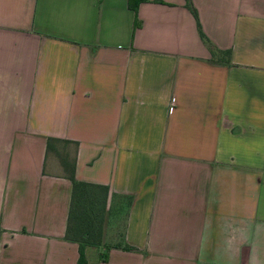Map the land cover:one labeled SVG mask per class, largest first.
I'll return each instance as SVG.
<instances>
[{
  "label": "crops",
  "instance_id": "1",
  "mask_svg": "<svg viewBox=\"0 0 264 264\" xmlns=\"http://www.w3.org/2000/svg\"><path fill=\"white\" fill-rule=\"evenodd\" d=\"M190 2L0 0V264H78L60 156L87 264H264V0Z\"/></svg>",
  "mask_w": 264,
  "mask_h": 264
},
{
  "label": "trees",
  "instance_id": "2",
  "mask_svg": "<svg viewBox=\"0 0 264 264\" xmlns=\"http://www.w3.org/2000/svg\"><path fill=\"white\" fill-rule=\"evenodd\" d=\"M145 1L147 0H128V7L136 13L138 5ZM184 1L186 9L195 19L200 39L209 46L211 55L215 56V50L212 48V44L201 30L196 9L192 6L190 0ZM134 27H138L137 21H135ZM224 54L226 57L225 60L228 62L229 51H225ZM53 142L57 141L54 139L48 140V149L51 148ZM60 160L62 161L66 178L72 183L71 200L64 238L78 245V264H87L84 255L85 248L87 246H102L106 224L113 216V211L110 213L106 209L108 189L75 180L74 166L66 163L63 156H60ZM123 249L129 252L136 251L135 248L128 245H125Z\"/></svg>",
  "mask_w": 264,
  "mask_h": 264
},
{
  "label": "rangeland",
  "instance_id": "3",
  "mask_svg": "<svg viewBox=\"0 0 264 264\" xmlns=\"http://www.w3.org/2000/svg\"><path fill=\"white\" fill-rule=\"evenodd\" d=\"M120 225H121V223H120ZM111 234H112V232H111ZM107 243L110 244V243H112V242H110L109 240H107Z\"/></svg>",
  "mask_w": 264,
  "mask_h": 264
}]
</instances>
